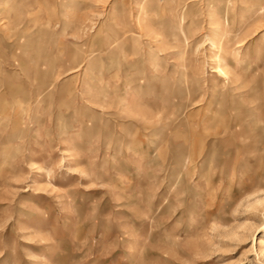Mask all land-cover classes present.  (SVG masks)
Returning a JSON list of instances; mask_svg holds the SVG:
<instances>
[{
  "label": "rangeland",
  "instance_id": "rangeland-1",
  "mask_svg": "<svg viewBox=\"0 0 264 264\" xmlns=\"http://www.w3.org/2000/svg\"><path fill=\"white\" fill-rule=\"evenodd\" d=\"M262 240L264 0H0V264Z\"/></svg>",
  "mask_w": 264,
  "mask_h": 264
},
{
  "label": "bare ground",
  "instance_id": "bare-ground-1",
  "mask_svg": "<svg viewBox=\"0 0 264 264\" xmlns=\"http://www.w3.org/2000/svg\"><path fill=\"white\" fill-rule=\"evenodd\" d=\"M221 72H222V70H221ZM262 241H263L262 245H264V240H262Z\"/></svg>",
  "mask_w": 264,
  "mask_h": 264
}]
</instances>
